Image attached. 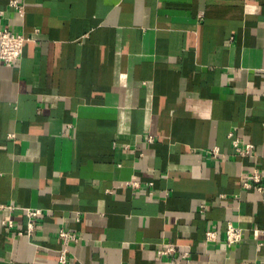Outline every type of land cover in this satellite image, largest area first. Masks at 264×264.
I'll return each instance as SVG.
<instances>
[{
    "label": "crops",
    "instance_id": "obj_1",
    "mask_svg": "<svg viewBox=\"0 0 264 264\" xmlns=\"http://www.w3.org/2000/svg\"><path fill=\"white\" fill-rule=\"evenodd\" d=\"M11 1L0 30L28 41L0 63V264H60L61 229L66 264H264V191L243 188L264 182V0Z\"/></svg>",
    "mask_w": 264,
    "mask_h": 264
},
{
    "label": "built area",
    "instance_id": "obj_2",
    "mask_svg": "<svg viewBox=\"0 0 264 264\" xmlns=\"http://www.w3.org/2000/svg\"><path fill=\"white\" fill-rule=\"evenodd\" d=\"M10 7L14 8L18 13H23L24 7L17 1L12 0L10 2ZM28 39L23 35L14 34L7 28H3L0 30V63L5 67H12L22 57L23 46L24 43L27 42ZM229 137L232 139L233 150L239 157H249L253 146L250 144L241 145V142L238 139L233 138V134H230ZM149 142H152V139L149 138ZM211 153L214 157L218 156V150L214 148L211 150ZM131 186L136 187V183H130ZM243 188L247 190H255L257 193H262L264 191V182L262 180V176L258 172H253L250 178H247L243 182ZM3 207L0 206V210ZM11 209V207H8ZM40 214L39 211L30 212L28 215L30 218H35ZM4 225L11 228L12 222L8 220L4 222ZM33 230V222L29 224V231ZM252 236L254 239L258 240L260 236L264 237V228L262 229H253ZM59 238L64 246V249L59 253L58 261L60 264H66L67 258V250L66 247L70 242H77V236L69 231L61 229L59 231ZM243 238V230L239 227H235L232 224H228L225 232V241L224 244L227 247L235 246L242 241ZM217 239L216 232L208 231L204 236V243H212ZM176 252L175 245H164L157 251V255L162 260H168L169 256ZM190 263V255L189 252H184L182 254V261L180 264H188Z\"/></svg>",
    "mask_w": 264,
    "mask_h": 264
}]
</instances>
